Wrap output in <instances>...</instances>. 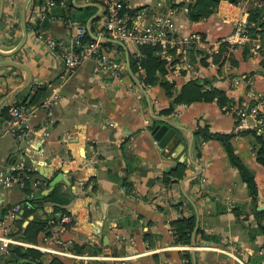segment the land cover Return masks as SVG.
<instances>
[{
    "label": "crops",
    "instance_id": "obj_1",
    "mask_svg": "<svg viewBox=\"0 0 264 264\" xmlns=\"http://www.w3.org/2000/svg\"><path fill=\"white\" fill-rule=\"evenodd\" d=\"M25 1L4 0L0 23V61L14 60L32 73L31 83L21 90L27 71L0 64V103L19 91L0 112V168L22 161L38 176L43 177L40 169L48 171L46 178L62 182L63 190L71 193L64 207L76 222L64 227L52 224L51 232L41 233L38 243L18 245L51 247L54 236L69 243L66 255L44 252L46 263L58 256L66 264H89L85 257L98 259L99 264H186V260L188 264H264V235L259 231V225H264V164L259 160L264 141L251 131L234 130L239 106L257 99L264 102L263 55L254 48L255 39L235 47L227 45L220 52L223 38L238 25L248 24L252 0L238 4L222 0L214 14L200 21L188 16L195 0H165L162 8L157 7L160 0H130L135 8L172 10L176 35L182 41L192 40L188 48L180 44L169 58L158 50L167 71L156 85L144 83V67L141 74L133 71L146 93L128 63L131 55L142 64L144 55L140 46L131 47L134 44L124 48L103 41L123 62V79L101 73L93 58H86L72 74H66L65 63L29 27L24 46L10 57L3 56L2 52L13 50L23 39ZM26 19L28 26V11ZM102 22L100 14L92 23L94 33ZM45 30L65 40L73 33L61 19L51 21ZM194 35L198 38L193 39ZM195 79L202 84L208 81L206 89L224 91L231 102L228 112L214 100L179 104L172 113L161 114L184 85ZM163 80L175 84L174 97L167 94ZM55 94H60V102L45 108L43 103ZM12 106L31 112L28 128L34 133L29 138L18 141L5 130ZM7 108L5 118L2 113ZM204 126L214 133L232 134L235 155L255 179V197L222 141H205L199 146L200 154L197 152L195 131ZM157 127L160 132L168 131L164 138L155 132ZM180 163L186 166L185 175L167 183L163 177ZM34 178L40 180L37 185L33 182L35 190L51 191L52 182L46 186L45 181ZM80 180H85V188ZM24 199L23 188L7 187L0 180V234L13 229V207ZM54 206L47 203L43 212L51 214ZM192 216L196 224L190 243L176 241L175 222ZM74 246L84 249L78 253ZM9 254L10 250L4 264H11Z\"/></svg>",
    "mask_w": 264,
    "mask_h": 264
},
{
    "label": "built area",
    "instance_id": "obj_2",
    "mask_svg": "<svg viewBox=\"0 0 264 264\" xmlns=\"http://www.w3.org/2000/svg\"><path fill=\"white\" fill-rule=\"evenodd\" d=\"M158 2V8H162L163 2ZM71 0H31L28 6V27L36 32L38 38L42 39L49 50L56 54L64 63L66 74H72L76 68L86 58H93L97 69L106 76L123 79L125 66L116 55L106 48L103 41L107 38L121 40L125 44H134L136 46H151L158 48L163 57L169 58L171 52L183 44L185 48L192 45V40H180L175 33L174 12L153 11L147 7L135 8L130 4V0H99L101 5L100 14L103 22L95 32L97 39L88 40V30L86 23L82 20L72 17L68 14ZM55 10H58L56 13ZM99 14V15H100ZM49 19L50 22L61 19L72 29V37L69 40L55 38L43 28L37 25ZM193 39L198 36L194 35ZM250 40L246 34V26L238 25L236 29L223 38L222 42L230 47L242 45ZM255 49H259L261 44L255 39ZM138 72H144L142 64L138 63ZM60 94H55L46 100L43 105L47 109L54 108L60 102ZM228 112L229 107L222 108ZM237 123L234 128L235 133L251 131L259 138L264 140V102L257 99L252 104L243 103L235 111ZM31 112L24 107L12 106L9 110V119L5 130L10 132L18 141L29 138L33 129L28 128V122ZM90 163V162H86ZM87 165V164H86ZM34 169L22 161L11 163L5 168H0V180L7 186H19L24 188L27 180L33 181L35 185L40 183L39 179L34 177ZM79 185L86 187L85 180H80ZM34 193L28 195L32 197ZM21 210V205L13 207L14 216ZM52 222V221H50ZM75 218L71 214H62L60 224L62 227L74 225ZM9 236L8 233L0 234V264H4V257L10 250L11 245L22 244ZM69 245L60 236H54L51 247L31 245L43 252H55L66 255ZM64 248V249H63ZM100 258V257H99ZM85 262L89 264H99L98 259L85 257ZM188 264V260L185 261Z\"/></svg>",
    "mask_w": 264,
    "mask_h": 264
},
{
    "label": "trees",
    "instance_id": "obj_3",
    "mask_svg": "<svg viewBox=\"0 0 264 264\" xmlns=\"http://www.w3.org/2000/svg\"><path fill=\"white\" fill-rule=\"evenodd\" d=\"M222 0H195V3L191 5L188 16L192 21H200L202 19L208 18L214 14ZM231 3L238 4L240 0H228ZM94 9L90 16L95 13V7H87ZM71 9H82L81 7L76 6L73 2H70L69 11ZM248 24L246 25V34L250 37V41L254 39H259L260 41V52L263 55L262 63L264 64V0H252L250 1L248 7ZM90 18V17H89ZM87 22L88 20H82ZM50 20L47 18L44 20L41 25H37L38 28L46 29L49 25ZM87 39L92 40L90 34H87ZM107 46H113L111 43H105ZM227 45L223 43L220 48V52H225ZM140 50L144 57L142 58V66L145 68L146 77L143 79L145 84L156 85L160 80V75H164L167 71L166 61L158 55V48L151 46H140ZM221 53L220 56L217 55L216 61L221 62ZM131 67L133 71L138 70V59L131 57ZM141 62V61H140ZM208 81H204L207 83ZM204 83L202 84L199 79L191 80L188 82L182 90L174 97V87L175 84L169 83L168 81L163 80L161 84L166 88L167 94L170 97H174L169 108L162 109L161 114L167 115L173 112L176 105L179 104H191L196 101H214L218 100L220 106L230 107L231 102L227 98L224 91L219 90L218 88L212 87L210 89L204 88ZM37 101V96L34 98L33 102ZM8 108L2 113L3 117H8ZM232 134H220L214 133L209 130L207 126L199 127L195 131V146L197 152L200 154L199 146L205 141L211 139H218L222 141L228 151L230 160L232 163L238 167L242 177L248 183L250 193L252 197L256 196V182L249 171V169L241 162V160L235 155L231 145L230 139ZM262 139V138H261ZM263 140V139H262ZM264 141V140H263ZM259 160L264 164V147L259 153ZM186 172V166L184 164H178L170 171H168L163 177L167 183H171L174 179H181ZM34 176L40 178L42 181H45L46 186H50L52 179L38 176L37 172L34 171ZM90 179V181H92ZM33 181L27 180L23 188L25 193V199L21 202V209H23V214L20 219H16L17 213L13 221V229L9 232V236L20 240L25 243L36 244L39 242V235L41 233H50L52 224H60V218L62 214H69L64 207L68 204L72 198L70 192H66L62 188V182H57L52 185V189L48 194H44L43 190H35L32 187ZM31 193H34L32 197H29ZM256 199L254 198V202ZM54 203V209L51 214L44 213V207L47 203ZM33 216L34 218L25 225V222ZM52 221V222H50ZM196 224V218L194 216L189 218H182L175 222L174 231L177 236L176 241L190 243L192 232ZM259 231L264 235V225H259ZM94 247V246H93ZM73 249L81 253L83 247L74 246ZM46 253L32 247H25L23 245L14 244L10 247L9 262L11 264H66L58 256H53L46 263L45 257ZM189 256V254L187 255ZM26 259V261H22ZM191 264V263H190Z\"/></svg>",
    "mask_w": 264,
    "mask_h": 264
},
{
    "label": "water",
    "instance_id": "obj_4",
    "mask_svg": "<svg viewBox=\"0 0 264 264\" xmlns=\"http://www.w3.org/2000/svg\"><path fill=\"white\" fill-rule=\"evenodd\" d=\"M31 0H26L25 3H24V6H23V10H22V15H21V23H22V29H23V33H24V36H23V39L22 41L11 51L9 52H2L1 54L3 56H12L14 55L15 53H17L25 44L26 42V39H27V32H28V26H27V11H28V6L30 4ZM76 6L78 7H88V6H95L98 8L97 12H95L92 16H90V18L88 19L87 21V30H88V33L90 34V36L93 38V39H97L95 33L93 32L92 30V23L99 17V14H100V10H101V5L100 4H96V3H88V4H83V3H80L78 2V0H74ZM4 5H5V2L4 0H0V23H1V20H2V17H3V13H4ZM105 41L107 42H111V43H114V44H119L120 46L124 47V48H127L126 47V44L124 42H122L121 40H117V39H112V38H107L105 39ZM128 63H129V67L131 68V64H130V58L128 57ZM0 64H11V65H14V66H18V67H21L23 69H25L27 71V74H28V77H27V80L24 84V86L22 87L21 90L25 89L27 86H29V84L31 83L32 81V73L30 72L29 69H27L24 65L18 63V62H15L14 60H4V61H0ZM131 70V73H132V76L133 78L136 80L137 84L139 85V87L141 88V90L146 93V89L144 87V85L142 84V82L140 81V79L137 77V75L133 72L132 69ZM19 92V91H17ZM16 93H13V94H10L9 96H7L1 103H0V112L10 103V101L16 96ZM148 95V94H147ZM148 98V97H147ZM153 110V108H152ZM155 117H158L156 116L155 114L153 115ZM166 122H168L167 120H165ZM174 128H178L176 126H174ZM159 127H157L155 129V132H160L159 131ZM168 131L167 130H164L163 132H160L161 133V136L160 138H164L167 134ZM194 136V134H193ZM193 139V138H192ZM179 141V140H178ZM177 141V142H178ZM40 172H41V175L43 177H47L48 176V171L46 170H43V169H40ZM199 174V173H197ZM58 181L56 182H52V185L56 184ZM45 194H48V192H46ZM23 213L19 214L18 216H16V219H20L21 218V215ZM34 217L31 216L29 218L28 221L25 222V225L27 223H29V221L31 219H33ZM194 241V240H193Z\"/></svg>",
    "mask_w": 264,
    "mask_h": 264
},
{
    "label": "rangeland",
    "instance_id": "obj_5",
    "mask_svg": "<svg viewBox=\"0 0 264 264\" xmlns=\"http://www.w3.org/2000/svg\"><path fill=\"white\" fill-rule=\"evenodd\" d=\"M94 11V9H90L87 7H82V9L78 10V9H71L70 15H72L73 17H76L80 20H88L91 13ZM131 47L133 49H135V45H131Z\"/></svg>",
    "mask_w": 264,
    "mask_h": 264
}]
</instances>
